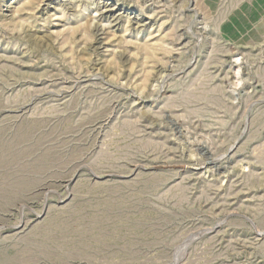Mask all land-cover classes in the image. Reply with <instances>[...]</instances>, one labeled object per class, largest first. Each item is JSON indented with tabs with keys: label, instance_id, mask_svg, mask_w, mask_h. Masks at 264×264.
I'll use <instances>...</instances> for the list:
<instances>
[{
	"label": "rangeland",
	"instance_id": "obj_1",
	"mask_svg": "<svg viewBox=\"0 0 264 264\" xmlns=\"http://www.w3.org/2000/svg\"><path fill=\"white\" fill-rule=\"evenodd\" d=\"M0 264H264V0H0Z\"/></svg>",
	"mask_w": 264,
	"mask_h": 264
}]
</instances>
